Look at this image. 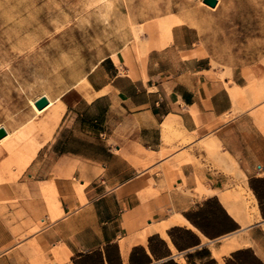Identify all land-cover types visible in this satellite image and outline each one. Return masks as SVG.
<instances>
[{"label":"crops","instance_id":"1","mask_svg":"<svg viewBox=\"0 0 264 264\" xmlns=\"http://www.w3.org/2000/svg\"><path fill=\"white\" fill-rule=\"evenodd\" d=\"M170 31L104 55L36 115L41 146L0 194V264H264V58H211L239 50L233 30L228 46ZM243 49L264 50V26Z\"/></svg>","mask_w":264,"mask_h":264},{"label":"rangeland","instance_id":"2","mask_svg":"<svg viewBox=\"0 0 264 264\" xmlns=\"http://www.w3.org/2000/svg\"><path fill=\"white\" fill-rule=\"evenodd\" d=\"M109 1L111 7L103 0H0V124L6 125L10 131L21 128L32 118L30 99L44 92L54 99L79 81L104 55L129 42H139L146 32L159 30L155 17L167 13L176 15L180 10L192 11L197 16L195 24L184 23L198 30L206 26L213 34L220 32L223 39L219 41L227 46L232 42L224 37L229 36L232 30L236 31L239 50H213L209 54L211 58H264V50L243 49L247 46L248 37L264 26V23L248 21L256 18L257 14H264L254 0H241L242 5L224 6L219 12L207 5L205 7L200 3L203 0ZM116 11L118 13L115 14ZM212 13L238 15L242 21L217 23L213 21L214 17H207ZM127 15L136 27L143 30L138 39L129 26L118 23ZM204 20L208 22H202ZM161 35L166 36L164 33ZM256 69L264 71L262 67ZM61 106L57 101L52 113ZM32 123L36 125L32 137L39 149L41 145L35 140V135L43 126L36 119ZM2 163L3 158L0 159V194H5L8 186L19 176L11 181ZM2 199L7 200V196L3 195Z\"/></svg>","mask_w":264,"mask_h":264},{"label":"bare ground","instance_id":"3","mask_svg":"<svg viewBox=\"0 0 264 264\" xmlns=\"http://www.w3.org/2000/svg\"><path fill=\"white\" fill-rule=\"evenodd\" d=\"M103 1L107 2L108 6L111 7V3H110L109 0H103ZM200 3L204 4V2H202V1ZM124 4H125V1H124ZM205 7H206V5H205ZM207 7H209V6H207ZM125 8H126V6H125ZM211 9L214 10V8H211ZM113 13H114V11H113ZM116 13H118V12L116 11L115 14ZM155 18H156V21H157V28L159 29L161 34L164 33V34H166V36L169 34V31H170V28L172 27V25H177V24H181V23H184V22H188V23H191V24L194 25L195 21L197 20V16L192 11H186V10H180V11H178V13L176 15L173 14V13H167V14H165L163 16H156ZM118 23H119L120 26H129V28L131 29L132 34L135 37V39H138L139 36L143 32V30L141 28L135 26L133 20L128 15H127L126 18H120ZM123 32H125V31L123 30ZM118 33H119V31H118ZM125 35L127 36L126 33H125ZM136 42H135V44H136ZM137 50H139V49H137ZM126 52H127V50H126ZM246 88H247V86H246ZM242 90H244V89H241V91ZM255 91H256L255 93H256L257 98H259L262 94H264V88H262L261 86H257L255 88ZM241 93H242V95H244L243 92H241ZM41 97H45L48 100V105L45 108H43L42 110H38L35 107V102L37 100H39ZM54 101H59V99L58 98L51 99L49 97V95L44 92L42 95L37 96L36 98L29 100V105H30L31 110L34 112V116L30 120H28L26 123H24L21 128H17V129H14V130L10 131L6 125L0 124V129H4L6 131V133H7L6 136H4L2 139H0V159L3 158V163H2L3 170L7 171L9 173L11 181H13L18 176H20V174L24 171V169L30 163L32 158H34L35 154H37L38 145L33 140V137H32V133H33V130L35 129L36 125L33 124L32 122L34 121V119L37 118L36 115H38V114L42 115V112H44L47 108H49L52 105H54ZM253 101H254V99H253ZM53 117L55 119L56 115H54ZM50 187L45 191V198L47 199V201H48L50 206H57L54 189L50 188ZM233 196H231V197H233ZM248 203H249V201H248ZM248 203L246 204L247 206H248ZM251 210H252V208H251ZM243 212H244V210H243ZM247 214L248 213H246V215ZM240 215H242V214H240ZM248 219H249V217H248Z\"/></svg>","mask_w":264,"mask_h":264},{"label":"water","instance_id":"4","mask_svg":"<svg viewBox=\"0 0 264 264\" xmlns=\"http://www.w3.org/2000/svg\"><path fill=\"white\" fill-rule=\"evenodd\" d=\"M204 4L209 6L210 8H215L217 5V0H203ZM48 105V100L45 97H41L39 100L35 102V107L38 110H42ZM6 131L4 129H0V139L6 136Z\"/></svg>","mask_w":264,"mask_h":264}]
</instances>
